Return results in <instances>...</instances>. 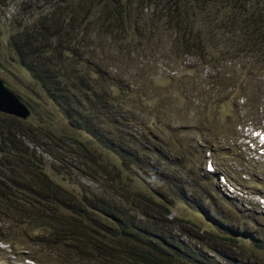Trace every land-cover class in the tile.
<instances>
[{"label":"trees","instance_id":"1","mask_svg":"<svg viewBox=\"0 0 264 264\" xmlns=\"http://www.w3.org/2000/svg\"><path fill=\"white\" fill-rule=\"evenodd\" d=\"M3 31L2 79L31 112L0 113V219L10 229L47 227L37 253L56 262L71 241L101 264H264V211L225 192L231 173L219 157L261 127L264 0H0ZM180 56L209 69L210 82L201 101L184 104L192 118L167 122L176 102L145 103L153 63ZM11 68L29 75L32 97ZM203 96L223 114L231 96L232 114H202ZM244 167L239 183L249 180ZM46 168L75 174L73 189Z\"/></svg>","mask_w":264,"mask_h":264},{"label":"rangeland","instance_id":"2","mask_svg":"<svg viewBox=\"0 0 264 264\" xmlns=\"http://www.w3.org/2000/svg\"><path fill=\"white\" fill-rule=\"evenodd\" d=\"M15 11L16 8L11 3L7 9L8 18L12 14H15ZM7 37L8 33L5 31H3L2 35H0V63L9 69L10 63L7 64V62L10 57L7 48ZM156 56L166 59V57L162 55ZM157 60L159 61L162 59L157 58ZM167 60H162L164 62L159 64L153 63L159 77L155 79L150 87V92L153 96L152 100L145 103V105L153 106L161 97L162 99L171 101L170 103L176 102V105H170V107L164 111V117L166 118H164V120L171 122V118L180 119L186 116L192 118L191 114H184L185 107L183 106L188 101H201L200 96L202 94V90L204 87L206 89V85L210 82V79L204 78L209 69L206 67L202 68L199 63L193 62V59H184L183 57L181 58V56L179 61L176 58L173 65L168 64L167 66ZM177 66L178 68H176ZM174 68H176L175 71H173ZM231 68L232 67H230V69ZM20 72V70L18 72L16 69L11 68V71L9 72L10 80L17 86L18 89L22 91V93H25L26 96L29 95L32 97L33 86L30 85L26 88V84L30 83V77L26 73H22V75H20ZM14 74L19 76V78L21 77L26 82L23 87L20 84H17L20 81L14 79ZM202 98L203 101L207 102V105H205L206 109L203 107L202 114L208 113L212 117L217 118L232 114V109L228 108L229 101H227L231 99V96H226L225 98H227V100L224 99L223 101H220L221 105L225 109L224 114L222 109L218 108L219 112L216 110L215 106L211 103L210 97L203 96ZM262 108L263 110L260 111V113L262 112V115L259 116V118H262L261 127L259 129H255V125H249L245 131H242L243 139L239 140L242 147L240 148L239 145H236V149L234 150H229L228 147L222 148L224 153L219 156L224 168L231 173V175H229L231 179L229 184L221 181L225 192L234 200L237 199L239 203L252 204L256 209H258L257 212L264 211V151L257 149V147L261 144L264 145V105ZM246 144L248 147H246ZM242 166H245L244 168L248 170L249 174L247 178L249 180L244 183H239V173L243 172V170L239 169V167ZM46 170L55 181L61 180L64 186L68 185V189H73L72 185L74 183L71 181H74L73 179L75 174L70 175L69 173H64L63 175L57 177L48 168H46ZM206 171L213 172L210 167H207ZM88 179L89 178H84L80 180V184H91L88 182ZM223 206L227 211L233 214L228 203L224 202ZM179 211L180 208L173 209L172 216ZM191 216L192 222H195L198 225L204 223V219L200 213L193 211ZM262 220L263 219H259V221ZM190 231L192 234L195 233L194 230ZM49 234L50 231L47 227L36 224L23 225L22 223L15 227L13 231L8 227V221L6 219H0V239L8 237L15 243V245L11 246L10 243L8 244L4 241L0 242V245H2V247H0V264H101L97 261H87L85 258L80 256L76 243L71 241H69V243L71 244L72 249H68L65 246L60 249L62 251V259L64 262H56L48 255L37 253V250L44 248V243L48 240L45 238L48 237ZM84 243L85 246L89 248L88 243ZM68 251H70V253L66 255ZM27 257L31 259L34 258L36 263L26 259Z\"/></svg>","mask_w":264,"mask_h":264},{"label":"water","instance_id":"3","mask_svg":"<svg viewBox=\"0 0 264 264\" xmlns=\"http://www.w3.org/2000/svg\"><path fill=\"white\" fill-rule=\"evenodd\" d=\"M0 68V113L27 120L31 117L29 108L6 86Z\"/></svg>","mask_w":264,"mask_h":264},{"label":"clouds","instance_id":"4","mask_svg":"<svg viewBox=\"0 0 264 264\" xmlns=\"http://www.w3.org/2000/svg\"><path fill=\"white\" fill-rule=\"evenodd\" d=\"M253 144V143H252ZM247 145V144H246ZM254 145V144H253ZM257 149H259V150H263L264 151V145L263 144H261L259 147H257ZM208 168H209V166H207ZM211 168V167H210ZM1 241H3V239H0V242ZM7 243V242H6ZM9 244V243H8ZM0 247H2V245H0ZM26 259H28V260H30V261H32V262H34V263H36L34 260V258H29V257H27ZM37 264V263H36ZM38 264H43V263H38Z\"/></svg>","mask_w":264,"mask_h":264}]
</instances>
